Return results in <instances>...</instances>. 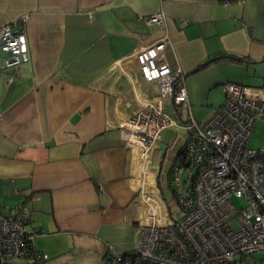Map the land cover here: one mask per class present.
Returning <instances> with one entry per match:
<instances>
[{
	"label": "crops",
	"instance_id": "obj_1",
	"mask_svg": "<svg viewBox=\"0 0 264 264\" xmlns=\"http://www.w3.org/2000/svg\"><path fill=\"white\" fill-rule=\"evenodd\" d=\"M159 10L163 25L144 21ZM22 17L29 60L5 68L0 50V208L28 209L37 264H105L134 248L161 173L160 150L140 158L120 134L157 94L136 51L167 34L185 82L220 65L208 83L262 86L264 0H0V27Z\"/></svg>",
	"mask_w": 264,
	"mask_h": 264
},
{
	"label": "built area",
	"instance_id": "obj_2",
	"mask_svg": "<svg viewBox=\"0 0 264 264\" xmlns=\"http://www.w3.org/2000/svg\"><path fill=\"white\" fill-rule=\"evenodd\" d=\"M24 21L22 17L0 27L5 68L16 70L30 58ZM144 21L163 25L166 13L156 11ZM168 43L165 34L136 51L141 76L157 83V94L121 121L119 128L123 141L140 158L160 150L164 127L184 129L185 142L168 175L182 215L169 216L154 184L152 190L140 193L144 212L134 248L126 253L110 246L109 252L120 264H247L249 258L250 264H264V258H253L254 253L264 254V141L259 147L248 144L255 122L264 120V85L226 81L220 106L198 122L190 110L182 68H172L163 59ZM165 98L177 117L163 110ZM184 103L185 119L178 110ZM232 196L243 198L242 204H233ZM28 214L24 206L0 208L1 261L37 264L48 258L34 247L36 231L25 226Z\"/></svg>",
	"mask_w": 264,
	"mask_h": 264
},
{
	"label": "rangeland",
	"instance_id": "obj_3",
	"mask_svg": "<svg viewBox=\"0 0 264 264\" xmlns=\"http://www.w3.org/2000/svg\"><path fill=\"white\" fill-rule=\"evenodd\" d=\"M215 66V67H214ZM212 69L203 71L201 73H194L191 75L190 79L188 77L190 75L185 76L187 77V82L184 81L186 85V89L190 92L191 98H188L191 112L193 116L198 122L204 121L208 116V112L212 108H216L224 99V84L218 83H208V77L214 75V77H220L219 70L221 68L220 65H214ZM213 72H216L214 74ZM210 79V78H209ZM247 85L256 84L255 82L249 81L245 82ZM187 91V92H188ZM164 108L163 110L173 117H177L176 110L174 109L171 101L168 98L164 99ZM178 110L181 113L183 119L186 118L187 115V104L184 103L178 106ZM160 138L161 142L166 145L165 154L163 157H160V154H156L155 157L158 159L157 165L161 167V174L158 180V191L159 194L164 201L169 216L172 219H178L181 217L182 212L174 198L172 188L169 184L168 175L174 160L175 154L178 150L183 146L186 133L184 129L181 127H174V126H166L160 131ZM264 141V120L258 119L255 122V125L252 129V133L248 144L252 147H259ZM243 198H237L232 196L230 198L233 204L240 205L242 204ZM1 258V256H0ZM253 258L256 261H260V259L264 258V254L261 253H254ZM16 261H20L16 259ZM252 261L251 258L247 260V264H250ZM105 264H120L116 261V259L105 261Z\"/></svg>",
	"mask_w": 264,
	"mask_h": 264
},
{
	"label": "water",
	"instance_id": "obj_4",
	"mask_svg": "<svg viewBox=\"0 0 264 264\" xmlns=\"http://www.w3.org/2000/svg\"><path fill=\"white\" fill-rule=\"evenodd\" d=\"M159 149H160V157H163L166 150V145L163 142H159Z\"/></svg>",
	"mask_w": 264,
	"mask_h": 264
},
{
	"label": "flooded vegetation",
	"instance_id": "obj_5",
	"mask_svg": "<svg viewBox=\"0 0 264 264\" xmlns=\"http://www.w3.org/2000/svg\"><path fill=\"white\" fill-rule=\"evenodd\" d=\"M161 172V167H160V165H158V171H157V173L159 174ZM161 174V173H160ZM158 180H159V178H158V176L156 177V182H158Z\"/></svg>",
	"mask_w": 264,
	"mask_h": 264
},
{
	"label": "trees",
	"instance_id": "obj_6",
	"mask_svg": "<svg viewBox=\"0 0 264 264\" xmlns=\"http://www.w3.org/2000/svg\"><path fill=\"white\" fill-rule=\"evenodd\" d=\"M127 253V252H126ZM0 264H10V261H1L0 260Z\"/></svg>",
	"mask_w": 264,
	"mask_h": 264
}]
</instances>
